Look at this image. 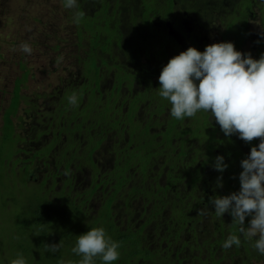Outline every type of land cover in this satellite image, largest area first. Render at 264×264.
<instances>
[{
    "label": "flooded vegetation",
    "instance_id": "1",
    "mask_svg": "<svg viewBox=\"0 0 264 264\" xmlns=\"http://www.w3.org/2000/svg\"><path fill=\"white\" fill-rule=\"evenodd\" d=\"M78 4L84 17L75 34L49 33L60 39L56 53L72 44L75 69L57 72L51 90L32 100L24 92L32 69L22 59L7 87L6 107L24 100L29 107L19 104L12 115L7 179L36 183L64 216L56 241L68 246L62 260L74 255L77 236L103 227L120 244L117 264H255L254 249L242 236L239 247L223 248L230 234H239L238 226L228 213L216 217L207 202L239 191L241 161L259 140L226 137L210 113L172 118L157 88L162 68L189 47L204 51L212 43L233 42L259 59L264 0ZM255 23L261 33L252 30ZM74 93L75 105L68 100ZM219 155L228 164L223 173L212 166ZM220 176L223 187L217 188ZM201 209L205 215H198ZM54 238L49 229L40 242Z\"/></svg>",
    "mask_w": 264,
    "mask_h": 264
},
{
    "label": "clouds",
    "instance_id": "2",
    "mask_svg": "<svg viewBox=\"0 0 264 264\" xmlns=\"http://www.w3.org/2000/svg\"><path fill=\"white\" fill-rule=\"evenodd\" d=\"M63 7L75 10L73 22L78 25L84 17L78 0H63ZM20 49L32 53L28 43L21 44ZM159 84L158 95L170 103L172 118L182 121L200 112L210 113L226 137L238 135L248 144L259 140L241 161L239 191L212 196L207 204L216 217L223 218L228 213L232 224L238 226L239 234H230L223 243L224 249L239 247L243 236L264 256V54L255 59L250 52L238 51L233 42L212 43L204 51L189 47L162 68ZM68 100L75 105L76 94ZM224 160L223 155L217 156L212 165L214 170L226 171L228 164ZM216 187H223L222 176L217 178ZM205 214L206 209L198 212ZM61 247V241L45 244V251L56 253ZM119 249L120 244L103 227H93L77 236L71 251L81 257L75 264H96V258L101 264H113L120 258ZM9 264L28 262L18 253Z\"/></svg>",
    "mask_w": 264,
    "mask_h": 264
},
{
    "label": "rangeland",
    "instance_id": "3",
    "mask_svg": "<svg viewBox=\"0 0 264 264\" xmlns=\"http://www.w3.org/2000/svg\"><path fill=\"white\" fill-rule=\"evenodd\" d=\"M74 11L64 8L63 0H0V135L3 113L6 109H11V105L6 107L10 96L8 88L10 91L14 70L15 68L18 69L17 63L20 60L23 59L32 69L25 85L27 89L24 90L28 95H26L27 98L32 100L36 99V95H43L51 90V86L59 78V75L56 74L57 72L63 73L62 75H68L70 69H75L73 65L75 54L71 51L73 48L72 44L66 43L65 49H59L60 51L56 53L54 50L55 44L60 39L58 36L53 37L52 34H49L53 31L60 33L72 31L73 34L71 35H74L77 31V24L73 22ZM254 26L251 27L253 31L256 29V33L257 31L259 33L262 32L261 29L257 28L256 23ZM23 43H28L31 46V54L24 53L20 49V45ZM27 103L25 100L22 101L20 103L21 108L25 107L24 110L29 108ZM1 107L3 109L6 107V109L3 111ZM19 108L18 106V110ZM22 111L20 109V116L25 114ZM45 119H48V117ZM141 135L144 136L143 131ZM21 137L23 138L24 135H21ZM0 138L2 137L0 136ZM19 143L24 147L29 146L22 139ZM7 149L9 151L8 146ZM10 159L11 157L6 159V162ZM2 171L3 175L0 176V179H2L0 182L3 183V186L0 188V197L11 196L13 201L10 204L12 208H15V212H19L22 206L27 203L25 195L31 193L45 194L41 189H38L36 183L29 182V184H25L18 179H7L10 174H6L5 168ZM17 228L16 225L8 222L4 212L1 213L0 238L4 244L14 243L23 245V248L32 247L33 242H35V237L29 234L32 229L29 227L25 228V230H29L27 231L28 233H23L20 238L15 239V229ZM84 231L85 229H79V233ZM38 237L40 239L39 235ZM130 248L133 249L135 247ZM119 251L121 252L120 249ZM124 255L126 253H122V256ZM253 257L255 264H264V258L255 250ZM256 257H258V260H256ZM79 259L81 257L74 254L69 261L75 264ZM96 264H101L99 258H96ZM113 264H117L116 261Z\"/></svg>",
    "mask_w": 264,
    "mask_h": 264
},
{
    "label": "trees",
    "instance_id": "4",
    "mask_svg": "<svg viewBox=\"0 0 264 264\" xmlns=\"http://www.w3.org/2000/svg\"><path fill=\"white\" fill-rule=\"evenodd\" d=\"M19 104V102H14L10 106L11 109H6L3 114L4 124L1 127L0 135L2 137L0 138V176L3 175V168H5L7 172L8 164L6 159L11 157L12 144L15 143V138L12 136V115L16 112ZM1 180L2 179H0V181ZM2 186L3 183L0 182V188H2ZM47 195L48 194L42 193L25 195L27 203L22 206L19 212H15V208L11 207L10 203L13 201L11 196H6L4 198L0 197V215L4 212L8 222L12 225H16V228L18 226V228L15 229V239L20 238L23 233H28L27 231L29 230H25L27 227L32 229L29 234L35 237V242H33L30 248H23L24 246L21 244H4L3 240L0 238V264H9L10 260L16 258L18 253L23 254L28 264H68L62 260V253L64 250H67V245L64 246L62 243V247L56 253L47 252L45 251V244L49 243L43 244V241L40 242L41 239L38 237V235L41 237L42 234H46L50 229L55 234L52 243H56L63 235L64 226L60 218L63 219L64 216L60 214L61 216L59 217L58 209L54 206L53 200ZM27 257H30V259Z\"/></svg>",
    "mask_w": 264,
    "mask_h": 264
}]
</instances>
